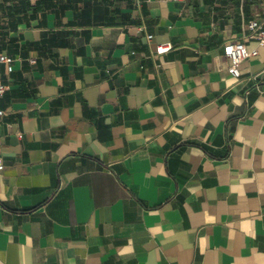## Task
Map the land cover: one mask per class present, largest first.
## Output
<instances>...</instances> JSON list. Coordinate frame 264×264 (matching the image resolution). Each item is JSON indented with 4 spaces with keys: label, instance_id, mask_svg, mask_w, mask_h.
<instances>
[{
    "label": "crops",
    "instance_id": "0c3cea01",
    "mask_svg": "<svg viewBox=\"0 0 264 264\" xmlns=\"http://www.w3.org/2000/svg\"><path fill=\"white\" fill-rule=\"evenodd\" d=\"M253 19L264 0H0V264H264ZM231 40L260 51L239 77Z\"/></svg>",
    "mask_w": 264,
    "mask_h": 264
},
{
    "label": "built area",
    "instance_id": "2783aa9c",
    "mask_svg": "<svg viewBox=\"0 0 264 264\" xmlns=\"http://www.w3.org/2000/svg\"><path fill=\"white\" fill-rule=\"evenodd\" d=\"M175 1H186V0H175ZM249 28L254 32V35L258 39L259 45L264 47V22L259 19H253L249 22ZM154 35L150 34L149 38H153ZM169 45H164L161 48L166 49ZM258 48L251 49L246 41L244 40H231L225 44L224 53L230 60L229 72L239 77L241 76V64L242 62L251 57L259 54ZM6 65L8 71L14 69V57L0 52V66ZM8 89V85L3 81L0 72V98L3 96L5 91ZM5 115V110L0 106V117ZM4 168L2 157L0 156V170Z\"/></svg>",
    "mask_w": 264,
    "mask_h": 264
},
{
    "label": "trees",
    "instance_id": "16d2710c",
    "mask_svg": "<svg viewBox=\"0 0 264 264\" xmlns=\"http://www.w3.org/2000/svg\"><path fill=\"white\" fill-rule=\"evenodd\" d=\"M108 23H109V24H113V23H115V21H112V20H111V21H108Z\"/></svg>",
    "mask_w": 264,
    "mask_h": 264
}]
</instances>
